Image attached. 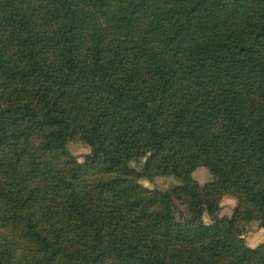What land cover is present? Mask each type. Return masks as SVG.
<instances>
[{"label": "trees", "instance_id": "1", "mask_svg": "<svg viewBox=\"0 0 264 264\" xmlns=\"http://www.w3.org/2000/svg\"><path fill=\"white\" fill-rule=\"evenodd\" d=\"M249 222L264 0H0V264H264Z\"/></svg>", "mask_w": 264, "mask_h": 264}, {"label": "rangeland", "instance_id": "2", "mask_svg": "<svg viewBox=\"0 0 264 264\" xmlns=\"http://www.w3.org/2000/svg\"><path fill=\"white\" fill-rule=\"evenodd\" d=\"M70 152L79 160L83 161L84 157L90 153V146L79 140H73L69 144ZM138 167L137 164H134ZM193 177L200 183L205 184L212 180L213 176L208 168L200 166L193 172ZM141 184L148 188H171L179 183V180L174 176H159L153 183L145 178H141ZM222 209L220 216L230 218L234 212L235 207L238 205L237 199L233 196H226L223 198ZM242 237L246 243L251 247H257L259 244L264 243V228L257 226L256 222H249L244 225Z\"/></svg>", "mask_w": 264, "mask_h": 264}]
</instances>
